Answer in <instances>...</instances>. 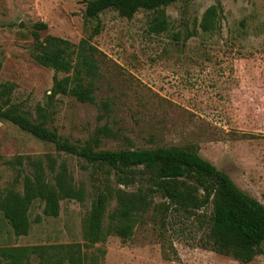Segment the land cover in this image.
<instances>
[{
    "label": "rangeland",
    "instance_id": "obj_1",
    "mask_svg": "<svg viewBox=\"0 0 264 264\" xmlns=\"http://www.w3.org/2000/svg\"><path fill=\"white\" fill-rule=\"evenodd\" d=\"M85 1L0 0V85L14 84L11 103L32 120L36 108H44L46 127L74 144L106 126L115 136L102 137L100 150L193 149L264 206V0L176 2L164 10L169 28L160 35L148 30L153 12L140 10L128 20L107 10L88 20ZM212 5L218 7V28L203 33L199 22ZM41 23L45 30L33 28ZM33 32L72 44L90 38L100 52L93 104L51 96L54 72L31 58ZM46 154L66 162L85 201H61L56 218L44 216L43 203L34 201L28 234L21 237L0 213V264H12V255L22 253L30 255L21 264H40L33 249L56 253L60 247L83 259L82 220L105 172L84 171L80 160L0 119V189L21 192L26 158ZM135 176L125 188L108 175L110 188L131 192L152 178L148 172ZM153 203L156 209L143 214L128 240L110 236L87 255L104 250L98 264H241L206 247L211 207L192 215L165 211L159 195ZM261 249L247 264H264V242Z\"/></svg>",
    "mask_w": 264,
    "mask_h": 264
},
{
    "label": "trees",
    "instance_id": "obj_2",
    "mask_svg": "<svg viewBox=\"0 0 264 264\" xmlns=\"http://www.w3.org/2000/svg\"><path fill=\"white\" fill-rule=\"evenodd\" d=\"M183 1L186 0H86L84 16L88 20H96L101 13L111 10L129 20L140 10L153 12L148 30L151 34L160 35L169 28L165 8ZM217 12L216 5L205 10L199 22L203 33H211L218 28ZM33 28L45 30L46 25L35 24ZM32 37L34 51L31 58L36 64L54 72L51 96H68L80 103L93 104V81L98 76L97 55L100 52L90 43V38L72 44L54 36L40 39L37 32H33ZM59 73L65 76L59 78ZM13 90L14 84L0 85L1 120L51 144L57 153L80 160L84 171L90 168L106 174L101 182L102 188L98 187L82 220L83 259L75 250L67 249L69 247H60L56 253L33 249L40 264H52L57 259L68 264H98L105 251L98 250V255L89 257L87 250L97 244L104 245L110 236L128 240L143 214L156 209L153 203L156 195L167 202L162 204L165 211L171 207L177 212L195 215L197 211L211 207L206 236V247L211 251L241 264L250 263L262 254L264 206L239 190L229 176L202 159L195 150L167 147L100 150L102 137L115 136L106 126L96 129L83 145L74 144L46 127L44 108L38 106L37 117L32 120L12 104ZM26 166L29 172L23 177L21 192L14 187L0 189V213L16 237L27 236L30 227L28 212L34 201L43 203L44 216L56 218L61 201L83 203L86 198L84 187L75 183L63 160L58 161L51 154L42 158L27 157ZM138 172H148L152 176L146 187L138 186L131 192L110 188L108 175L112 174L118 185L127 188L135 182ZM93 173L95 171L90 174L92 181H96ZM112 203L113 208L110 209ZM29 255H12V264H21Z\"/></svg>",
    "mask_w": 264,
    "mask_h": 264
}]
</instances>
